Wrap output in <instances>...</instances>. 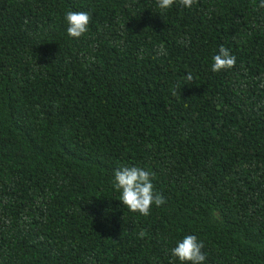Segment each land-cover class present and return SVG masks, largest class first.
Masks as SVG:
<instances>
[{"label":"trees","instance_id":"1","mask_svg":"<svg viewBox=\"0 0 264 264\" xmlns=\"http://www.w3.org/2000/svg\"><path fill=\"white\" fill-rule=\"evenodd\" d=\"M259 4L0 0V264H181L189 234L204 264H264ZM221 45L236 64L213 72ZM121 166L165 203L122 206Z\"/></svg>","mask_w":264,"mask_h":264},{"label":"clouds","instance_id":"2","mask_svg":"<svg viewBox=\"0 0 264 264\" xmlns=\"http://www.w3.org/2000/svg\"><path fill=\"white\" fill-rule=\"evenodd\" d=\"M196 0H156L157 7L163 12L178 3L181 7L191 8ZM259 8L264 9V0H260ZM67 24V34L74 40H79L89 30L92 19L89 13L84 11H67L64 17ZM163 53L165 50L161 45L158 49ZM212 71L220 72L233 68L236 64V57L232 55L226 47L220 46L219 52L213 56ZM194 79L188 73L186 80L192 82ZM175 95V92H173ZM112 187L119 193L121 205L132 213L141 216L150 215L153 204L157 207L165 203L161 193L154 191L151 174L139 166H121L114 171ZM145 231L139 232V237L143 238ZM204 245L195 235L189 234L177 242L171 249V256L178 259L181 264H204L206 256L203 253Z\"/></svg>","mask_w":264,"mask_h":264}]
</instances>
